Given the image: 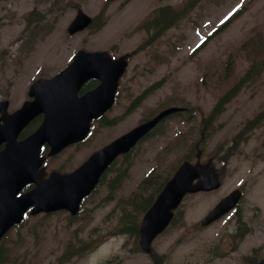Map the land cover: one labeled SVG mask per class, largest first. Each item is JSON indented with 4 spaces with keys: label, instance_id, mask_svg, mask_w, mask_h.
I'll use <instances>...</instances> for the list:
<instances>
[{
    "label": "rangeland",
    "instance_id": "374dc122",
    "mask_svg": "<svg viewBox=\"0 0 264 264\" xmlns=\"http://www.w3.org/2000/svg\"><path fill=\"white\" fill-rule=\"evenodd\" d=\"M181 1L0 0V100L8 99L10 111L17 108L28 98L26 92L34 79L49 78L61 70L80 48L131 53L146 35L138 22L155 7H177ZM77 7L98 19L102 14L105 22L99 29L67 34ZM221 23L225 25L204 47L190 54ZM259 58H264V0H201L179 27L168 29L152 45L133 54L114 109L107 114L109 124L95 127L85 143L68 147L45 167L47 171L76 167L89 152L165 104L187 106L189 121L168 119L163 132L144 139L130 153L128 164L119 158L109 175L117 176L119 170L121 186L108 194L106 184H100L84 201L76 220L69 222L66 212L29 217L10 230L4 247L18 257L19 264H56L68 244L82 242H91V247L65 264H100L107 259L111 264H153L149 254L135 250L134 238L114 234L119 200L137 192L138 183L150 170L154 169L155 176L148 191L170 177L186 155L195 160L192 148L206 136L201 137L200 119ZM159 80L163 81L159 89L126 112L144 89ZM262 110L264 70L242 83L207 133L211 135L204 142L200 161L216 168L221 186L184 198L176 222L152 242V251L164 257L163 264H251V258L264 256V112L256 116ZM259 117L263 118L224 162V150L232 138L242 135L245 122ZM236 187L244 192L238 211L201 227L199 220ZM236 218L245 231L240 239Z\"/></svg>",
    "mask_w": 264,
    "mask_h": 264
},
{
    "label": "water",
    "instance_id": "95a60500",
    "mask_svg": "<svg viewBox=\"0 0 264 264\" xmlns=\"http://www.w3.org/2000/svg\"><path fill=\"white\" fill-rule=\"evenodd\" d=\"M90 22L91 18L78 10L67 30L75 33ZM126 63L124 56L114 59L105 51L78 50L57 74L35 80L28 91L32 99L25 101L19 109L8 113V102H0V144L5 143L0 149V238L13 224L22 221L24 212L31 205L32 214L56 209H67L75 214L80 200L93 189L108 163L117 154L128 151L166 113L158 114L117 138L72 173L51 172L47 179H41L43 169L38 170V167L43 161V157H39L42 144L49 145V155H52L81 139L88 131L90 119L100 116L113 102L117 79ZM90 78H97L100 83L78 96V90ZM39 114H42L40 126L18 141L22 128ZM195 178L198 180L192 183ZM28 183H34L35 187L17 195ZM218 185L213 169L184 162L144 213L140 222L141 247L150 251L152 239L169 223L172 209L186 193L208 191ZM239 197V192L234 191L221 199L203 223H209L229 210Z\"/></svg>",
    "mask_w": 264,
    "mask_h": 264
},
{
    "label": "trees",
    "instance_id": "16d2710c",
    "mask_svg": "<svg viewBox=\"0 0 264 264\" xmlns=\"http://www.w3.org/2000/svg\"><path fill=\"white\" fill-rule=\"evenodd\" d=\"M198 1L199 0H186L180 8L165 6L154 10L153 14L151 15V19H149L145 23L146 29L148 31H152V36L154 38H157L166 29L176 25L178 23V20L183 16L182 14L191 10ZM91 27H93V25H91ZM263 66L264 64L261 65L260 63H253L240 81L253 78ZM236 89L237 86L229 93L221 96L218 99L210 114L204 121V125H207L220 112L221 108H223L224 104L228 101L229 97L232 95V93H234ZM29 130L30 129L27 128L26 132ZM118 182H116V180H113V182L110 183H112L111 185H113L114 183L117 184ZM162 184L163 183H160L157 188L151 190L150 192L146 189L151 187L152 183L151 181H149V179H146L138 185L139 190L137 192H134L132 196L121 202V214L120 216H118L116 225L119 233L129 234L134 236L135 238L138 236L139 216L144 213L145 210L149 207V205L153 201L154 195L159 191ZM145 192L150 193H146L147 195H145ZM73 219H75V217H67V220H69V222H71ZM3 242L4 240L0 242V264H19L18 257L11 256L10 251H7V249L4 248ZM88 245V242L79 243L77 245L70 243L66 246L65 251L56 258V261H60L59 264H61L68 261L72 256L81 255L80 253L83 252L88 247ZM153 259L156 264H159L162 257L156 258L155 256H153ZM104 264H109V262H105Z\"/></svg>",
    "mask_w": 264,
    "mask_h": 264
}]
</instances>
